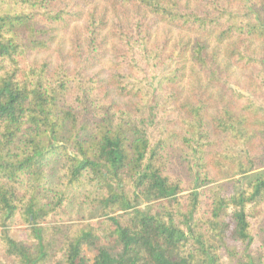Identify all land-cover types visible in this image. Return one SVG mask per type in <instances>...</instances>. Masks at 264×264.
Masks as SVG:
<instances>
[{"label":"trees","instance_id":"16d2710c","mask_svg":"<svg viewBox=\"0 0 264 264\" xmlns=\"http://www.w3.org/2000/svg\"><path fill=\"white\" fill-rule=\"evenodd\" d=\"M0 264H264V0H0Z\"/></svg>","mask_w":264,"mask_h":264},{"label":"rangeland","instance_id":"374dc122","mask_svg":"<svg viewBox=\"0 0 264 264\" xmlns=\"http://www.w3.org/2000/svg\"><path fill=\"white\" fill-rule=\"evenodd\" d=\"M81 24H78V26H80ZM159 34L161 35V38L164 37V34L162 33V30L158 31ZM76 32L73 31V33H58L55 36L54 39V43L53 46L54 47H61L60 49H62L64 52H68L70 51L71 45H72V41L74 39V36H76L75 34ZM171 38H174L175 35L174 33L170 32ZM174 35V36H173ZM262 47H258L257 50L261 49ZM168 52L173 53V57L170 56L165 60V64L162 70L161 74H165L167 72H169L170 70L173 69L175 61H174V56H175V52L171 51V48H169ZM113 55H114V50L113 48L108 50V54L107 57L105 59L104 64L100 65L99 68H97L95 71H104L105 67H107L108 63H110L113 60ZM40 57H48L50 59L53 60V57H51L50 55H41ZM220 64V68L223 71H226L227 76H228V84L234 88L237 91L242 92L243 94L247 95V96H252L253 93L257 92V89L255 88V85L249 81V79L247 78L248 75V70H243L240 68L235 67L234 65L230 64L226 59H221V61H219ZM103 73V72H102ZM195 85L196 82L194 81V79H187L182 85H181V91L184 95H187L188 93H190V91H192L193 89H195ZM207 91L212 95V96H218V94L220 93L219 90L215 89V88H208ZM24 228L23 225H17V226H12L10 228V233L12 238L14 239H25L26 238V234L24 233V231L22 230ZM87 256L89 257L90 263H92V259H93V254L92 252H87Z\"/></svg>","mask_w":264,"mask_h":264}]
</instances>
